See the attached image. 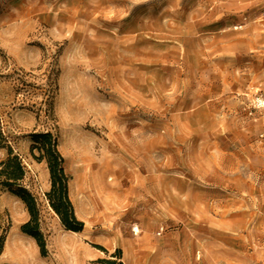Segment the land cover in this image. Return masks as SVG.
<instances>
[{"label": "rangeland", "instance_id": "obj_1", "mask_svg": "<svg viewBox=\"0 0 264 264\" xmlns=\"http://www.w3.org/2000/svg\"><path fill=\"white\" fill-rule=\"evenodd\" d=\"M221 96L233 122L170 123L183 108L203 109L207 97ZM0 112L26 167L47 250L42 255L22 231L31 219L26 205L4 192L0 244L4 237L5 247L8 239L19 243L33 261H23L19 249L0 264H90L117 250L131 264L142 230L153 254L171 233L195 260L200 250L230 248L234 224L256 206L232 199L200 205L194 190L191 203L179 198L184 182L213 181L216 168L223 181L232 169L247 172L249 136L264 132L254 120L264 116V0H0ZM47 132L57 137L71 177L80 232L65 226L60 204L49 200L47 160L33 156L32 136ZM206 149L222 155L207 157ZM139 169L145 182L159 177L157 205L129 204L127 185ZM168 183L177 186L175 204L162 202ZM202 214L218 215L226 229L201 230Z\"/></svg>", "mask_w": 264, "mask_h": 264}, {"label": "crops", "instance_id": "obj_2", "mask_svg": "<svg viewBox=\"0 0 264 264\" xmlns=\"http://www.w3.org/2000/svg\"><path fill=\"white\" fill-rule=\"evenodd\" d=\"M204 89V88H201ZM199 91L197 90L196 93ZM203 92V91H200ZM221 101L219 108L216 106V102ZM203 109H195L192 107L183 108L182 114L176 117L171 116L169 120L175 124L177 121H183L188 119L191 123H196L198 125H215L223 126L234 121V116H230L228 111H225L226 105L223 96L210 98L207 97V104H202ZM167 113L173 114L174 109L167 107ZM192 114H195L193 117ZM151 124L156 123V118L154 116L151 118ZM176 120V121H175ZM255 121H261L264 123L263 117H256ZM143 123V119H140ZM264 130V129H263ZM213 134V133H212ZM215 135V134H214ZM154 133H152V141H154ZM216 138L218 137L215 135ZM224 139V138H223ZM152 152L156 151L158 148L153 147ZM186 151V150H185ZM221 150L206 149L205 155L210 158L220 156ZM185 154V153H184ZM215 162H213V165ZM227 172V170H225ZM216 176L213 181H205L201 185H194L190 183H183V195L182 198H179L181 202L191 203L192 199L191 192L192 190L197 191L199 194L196 197L198 200H193V203H198L200 205H219L223 204L226 199L232 201L230 203H243L252 206H256L255 213L242 214L237 223L234 224L236 227V244H233L232 247L227 249H216L213 251L200 250L198 253V260H195L192 252L186 248H179L175 238V233H171L168 236L167 246H157V253L153 254V249L148 250L150 241V233L142 232L137 235L135 240V250H136V260L131 264H264V260H261L263 257L261 246H264V132H253L249 136V148H248V164L247 172L245 170H236L232 169L233 177L231 180L223 181L220 179L221 171L216 168ZM138 173L140 175H138ZM143 170L139 169V172L136 174L132 172L130 176V183L127 185V199L129 204L135 206H144L157 205L160 203L161 193H160V180L159 177L156 179L151 178L149 181H144V176L142 175ZM135 174V175H134ZM226 178V176H222ZM163 188L165 186H162ZM166 189V196L163 193L164 197L163 203L175 204L176 203V189L177 186L170 185L169 183L164 188ZM230 190L231 195L226 196L223 191ZM245 195V196H244ZM182 199V200H181ZM236 200V202H234ZM151 217V220L154 221V215L149 214L148 211L140 212V217L144 218V215ZM254 213V214H253ZM201 230L205 232L213 230H224L225 226L221 223L220 218L217 216L211 215V218H208V215H201ZM215 221V223H213ZM222 221V220H221ZM210 223V224H209ZM153 235V234H152ZM132 242L133 239H130ZM157 242V241H155ZM154 240L152 239V242ZM221 244V240L218 238L215 240V244ZM157 244V243H156ZM159 244V243H158ZM21 248L20 244L17 242H12L9 239L7 240L5 251L1 256V260H4L11 263L13 258L7 256L9 254L15 253V251ZM129 248H124V254ZM152 254L151 258L149 257ZM261 258V259H260ZM124 260V257H123ZM125 262V260H124ZM126 263V262H125Z\"/></svg>", "mask_w": 264, "mask_h": 264}, {"label": "trees", "instance_id": "obj_3", "mask_svg": "<svg viewBox=\"0 0 264 264\" xmlns=\"http://www.w3.org/2000/svg\"><path fill=\"white\" fill-rule=\"evenodd\" d=\"M32 140L34 158L46 159L49 166L52 184L51 192L48 194L50 202L54 204L56 200L58 201L65 216L64 224L69 230L82 231L84 223L77 219L69 196L71 177L66 172L65 160L59 151L57 137L51 132L38 133L32 136ZM26 173L24 162L15 148V139L6 129L4 116L0 112V195L9 192L23 201L31 219L23 225L22 231L34 238L41 248L42 255H46V241L40 229L36 199L24 185ZM1 242L0 256L4 251L6 237L2 238ZM103 251L108 255L107 250L103 249ZM90 264H125V262L122 250H117L116 254L109 258H99Z\"/></svg>", "mask_w": 264, "mask_h": 264}, {"label": "bare ground", "instance_id": "obj_4", "mask_svg": "<svg viewBox=\"0 0 264 264\" xmlns=\"http://www.w3.org/2000/svg\"><path fill=\"white\" fill-rule=\"evenodd\" d=\"M20 250L22 253L23 261H27V262L33 261L31 253L25 247H21Z\"/></svg>", "mask_w": 264, "mask_h": 264}]
</instances>
